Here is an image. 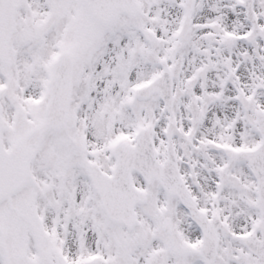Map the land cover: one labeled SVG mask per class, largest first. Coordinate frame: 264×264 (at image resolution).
Segmentation results:
<instances>
[{"label": "rangeland", "instance_id": "374dc122", "mask_svg": "<svg viewBox=\"0 0 264 264\" xmlns=\"http://www.w3.org/2000/svg\"><path fill=\"white\" fill-rule=\"evenodd\" d=\"M138 2L140 9L136 14L118 12L109 24L104 25L94 18L83 0H68L69 16L65 23L55 26L47 43L48 38L37 42L39 55H33V61L39 67L38 80L30 72L23 73L31 59L13 55V44H8V54L4 58L0 54V85L4 83V75L10 80L2 94L7 125L2 134L4 146L14 149L28 170L25 188L0 201V264H58V258L62 264H84L93 254L108 258L113 264H148L147 259L155 249L164 254V264H205L200 254L197 228L177 198L167 194L157 181L151 180L147 184L135 174L134 182L146 191L148 199L137 208L138 224L127 230L122 224L108 219L86 169L87 163L96 162L110 172L115 143L133 140L142 126L151 128L162 158L163 134L160 133L164 132L163 126L169 117L163 111L159 97L153 95L142 101L135 93L138 83L158 72L156 63L166 54L178 64L175 76L182 70L175 58V49L171 47L174 39L164 41L159 33L160 27L163 30L170 22V19H163L164 10L170 6L176 9L178 0ZM67 25L69 30L61 44L59 38ZM113 25L115 31H104L105 27ZM141 26H149L161 35H155L147 42L139 31ZM190 45L192 42L181 49L179 60L183 58L195 66L205 64L204 57L193 53L197 44ZM63 48L70 50L75 59V81L71 118L62 130L55 131L47 125L40 108H33L39 110L38 116L25 112V104L32 106L25 97L37 95L41 88V66L47 56ZM211 54L213 58L209 57V60L215 68L208 63L203 73H196L192 80L196 82L195 88L191 85L183 88L188 96L176 99L173 105L172 120L179 124L181 154L200 175V183L194 192L202 208L224 217L231 223L232 232H244L250 226L264 236V210L248 174L244 175L242 184L222 185L217 194L210 179L212 167L208 165L209 161H215L216 155L204 156L194 146L198 135L203 141L208 137L222 142L225 135L239 140L245 133L239 131L241 111H232L228 122L222 123V117L228 115L224 112L228 107L221 100L224 92L217 93L226 87L223 78L227 64L222 53ZM210 75L218 80L216 83L212 78L215 91L211 95L198 88ZM241 76L253 83L255 72L245 70ZM181 77L185 80L186 73H181ZM40 81L44 84L43 78ZM261 81L263 97L256 107L264 104V76ZM114 87L120 91L115 92ZM202 93V116L193 124L185 116L183 120L182 112L187 114L188 100ZM253 111L254 106L247 112L250 119ZM245 123L247 134L250 126ZM187 130L190 131L188 135L185 134ZM206 145L212 147L210 143L202 146ZM240 186L243 189H239ZM166 217L171 219L170 231L163 229ZM221 236L215 264H254L253 255L240 240Z\"/></svg>", "mask_w": 264, "mask_h": 264}, {"label": "flooded vegetation", "instance_id": "af4514ba", "mask_svg": "<svg viewBox=\"0 0 264 264\" xmlns=\"http://www.w3.org/2000/svg\"><path fill=\"white\" fill-rule=\"evenodd\" d=\"M177 3L176 9H174V6H170L169 9L164 10L162 17L163 19H170V22L164 25L163 30L160 27V33L164 39H173L172 35L175 30L179 29L177 33L179 37L176 38L179 48L176 50V56H178L179 50L192 42V44H197L193 53L204 57L203 62L205 64L197 66L184 64L181 66L180 73H186L187 77L182 80L181 74L177 75L176 82L178 83L175 87L174 96L177 99H185L188 94L182 89L186 88L187 85L195 88L196 85L194 81L188 82L187 78H191L192 74L203 73L202 71L208 63H211L215 68L213 62L209 60V57L213 58L211 53L218 52L224 55V63L227 64L223 78V81H226H224L226 87L223 86V89H225L223 90L224 98H230L231 101L234 95L238 97L236 113L241 111L239 131L245 133L239 136V140L225 135L224 141L227 142L228 146L219 150L224 154L219 153L215 161L208 162V165L212 168H218L215 176L216 180L220 178V169L225 166L228 181H233L236 184L238 182L243 183L246 173L249 179L252 176V173L251 175L248 173L250 165L244 152L258 145L262 140L256 122V114L259 108L256 106L257 102L263 97L261 80L264 76V64L259 57L264 55V0H222L221 6L218 0H194L186 33L182 29L185 11L184 0H178ZM3 5L5 6L0 8V40L6 42L7 54L8 44H13V55L18 57L19 55L28 56L31 59L30 65L24 67L23 73L30 72L32 77L38 80L39 67L33 61V57L39 55L37 42L39 39L44 41L50 37L51 31L55 29V22L53 21L56 14L55 9L69 6L68 0L58 2L56 0H3ZM8 6L11 9H7ZM59 14V19L63 18L65 21V18L69 16V11L68 13L62 11ZM31 24L37 27L39 39L29 37L32 34L28 31ZM215 38H220L222 42H213ZM48 40H46V43ZM190 46L194 47V45ZM4 53L5 51L1 54L4 55ZM249 59H251V62H248ZM41 68L47 70L45 66H41ZM245 70L255 72L254 84L249 82L245 76H241V73ZM214 81L218 83V80ZM30 83L32 82L30 81ZM235 85L238 86V89ZM199 86L198 88L208 92L209 95L215 91L212 88L213 79L210 76H208L205 84ZM203 98L202 93L188 100L190 106L185 116L192 119L193 103L200 102ZM230 101L228 99V102ZM226 102L227 100H224V103ZM253 106L255 111H253L254 115L250 119L247 112H251ZM245 122L249 123L250 126V132L247 134V124ZM200 153L206 154V151L200 149ZM221 157L223 159H220ZM188 175L190 177V172Z\"/></svg>", "mask_w": 264, "mask_h": 264}, {"label": "water", "instance_id": "95a60500", "mask_svg": "<svg viewBox=\"0 0 264 264\" xmlns=\"http://www.w3.org/2000/svg\"><path fill=\"white\" fill-rule=\"evenodd\" d=\"M91 3L97 5L98 7H95L98 9L100 8L99 14L104 16H108L110 13L111 7H107L108 4L112 6H124L130 11H134L136 7V3L134 2V0H96ZM66 57L63 58L58 64L63 65L65 68L60 69L61 71L56 75V78L54 80L56 93L53 104L54 111L52 112L54 114L53 117H55V121L51 120V122L56 127H58L66 120V109L70 90L69 74L68 76L64 75L65 71L70 67L68 62L69 57ZM59 74H61V79ZM2 127L3 123L2 118L0 116V129ZM150 167H148L147 169H149ZM95 173L102 175V177L105 176L103 179L95 176L94 178L96 179L98 184L100 183L105 188L107 195L105 192L102 193L106 200L105 204L110 217L113 220H123L129 226L132 225V223L134 222V218L132 215V210L130 208L129 189H127V183L121 177V174L119 173L113 177H106V175H103L100 171H95ZM118 177L119 180H117ZM24 178L25 170L20 164L19 157L13 152H6L2 148L0 140V198H3L8 193H14L18 191L23 185ZM262 196L264 203V192H262ZM107 197L110 199L111 202H109ZM207 239L212 240L211 243L207 244V246L212 249L215 234L210 232L209 236H207ZM90 264L103 263L100 260L96 259L92 260ZM104 264L109 263L107 262Z\"/></svg>", "mask_w": 264, "mask_h": 264}, {"label": "bare ground", "instance_id": "6f19581e", "mask_svg": "<svg viewBox=\"0 0 264 264\" xmlns=\"http://www.w3.org/2000/svg\"><path fill=\"white\" fill-rule=\"evenodd\" d=\"M115 91L119 92L120 90H119V88H115Z\"/></svg>", "mask_w": 264, "mask_h": 264}]
</instances>
